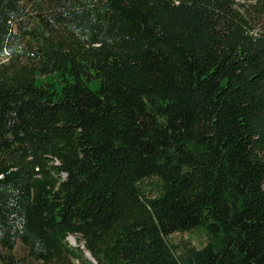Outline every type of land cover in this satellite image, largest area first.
I'll return each mask as SVG.
<instances>
[{"label": "trees", "instance_id": "1", "mask_svg": "<svg viewBox=\"0 0 264 264\" xmlns=\"http://www.w3.org/2000/svg\"><path fill=\"white\" fill-rule=\"evenodd\" d=\"M0 264H264V0H0Z\"/></svg>", "mask_w": 264, "mask_h": 264}, {"label": "rangeland", "instance_id": "2", "mask_svg": "<svg viewBox=\"0 0 264 264\" xmlns=\"http://www.w3.org/2000/svg\"><path fill=\"white\" fill-rule=\"evenodd\" d=\"M237 1L244 2L249 0H237ZM169 238L171 239V241L179 245H184L186 243V244L194 245L196 247H200L204 245L206 241L204 234L199 230L193 232H187V233H175L170 235ZM68 242L71 245H76V244H72L74 243L72 237L68 238Z\"/></svg>", "mask_w": 264, "mask_h": 264}, {"label": "water", "instance_id": "3", "mask_svg": "<svg viewBox=\"0 0 264 264\" xmlns=\"http://www.w3.org/2000/svg\"><path fill=\"white\" fill-rule=\"evenodd\" d=\"M86 257H87L88 259H90L91 261H93L92 258L90 257V255H89L88 253L86 254Z\"/></svg>", "mask_w": 264, "mask_h": 264}]
</instances>
